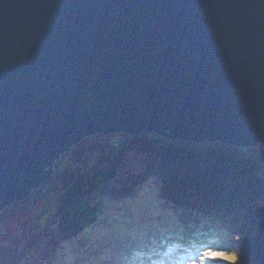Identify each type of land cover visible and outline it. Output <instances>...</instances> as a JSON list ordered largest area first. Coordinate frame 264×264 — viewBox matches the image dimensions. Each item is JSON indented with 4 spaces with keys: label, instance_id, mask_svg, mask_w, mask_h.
<instances>
[{
    "label": "water",
    "instance_id": "1",
    "mask_svg": "<svg viewBox=\"0 0 264 264\" xmlns=\"http://www.w3.org/2000/svg\"><path fill=\"white\" fill-rule=\"evenodd\" d=\"M111 132L264 141V0H0V211Z\"/></svg>",
    "mask_w": 264,
    "mask_h": 264
},
{
    "label": "trees",
    "instance_id": "2",
    "mask_svg": "<svg viewBox=\"0 0 264 264\" xmlns=\"http://www.w3.org/2000/svg\"><path fill=\"white\" fill-rule=\"evenodd\" d=\"M90 152L97 155L84 159ZM66 153L45 183L0 211L2 226L13 214H26L39 194L53 199L51 226L36 235L25 226L21 247L15 253L10 249L14 258L27 243L38 264H61L74 242L85 251L83 233L97 224L108 227L105 210L135 199L151 183L158 189L159 206L184 220L177 221L178 232L186 236L176 233L178 240L218 237L236 254L229 264H264V141L232 145L166 133L111 132L80 140ZM12 253L0 256V264L13 260Z\"/></svg>",
    "mask_w": 264,
    "mask_h": 264
},
{
    "label": "rangeland",
    "instance_id": "3",
    "mask_svg": "<svg viewBox=\"0 0 264 264\" xmlns=\"http://www.w3.org/2000/svg\"><path fill=\"white\" fill-rule=\"evenodd\" d=\"M95 155L97 152L87 153L84 159ZM68 159L70 156L66 153L64 162ZM56 162L60 165L59 160ZM157 193L155 184H146L135 199L120 201L115 207L106 209L103 218L108 227L101 229L97 224L84 232L82 241L87 244L82 248L85 247V251L74 242L71 251L60 258L61 264H229L236 261V254L226 249L221 238L211 237L194 243L178 240L176 233L186 236L178 232L180 215L174 218L169 207L159 206ZM41 197L39 194L26 214H13L6 224L0 225V256L11 254L12 250L15 253L16 248L21 247L25 226L30 228L32 235L51 226L53 199ZM112 218L114 221L110 220ZM204 236L207 234L200 235ZM34 250L27 243L16 258L12 253L14 259L7 264H38Z\"/></svg>",
    "mask_w": 264,
    "mask_h": 264
}]
</instances>
